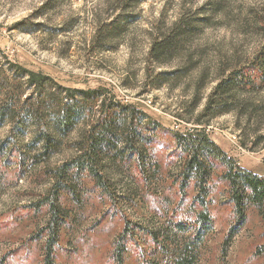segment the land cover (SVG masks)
I'll list each match as a JSON object with an SVG mask.
<instances>
[{
	"label": "rangeland",
	"instance_id": "1",
	"mask_svg": "<svg viewBox=\"0 0 264 264\" xmlns=\"http://www.w3.org/2000/svg\"><path fill=\"white\" fill-rule=\"evenodd\" d=\"M206 1L0 0V104L4 79L16 78L25 94L30 71L64 88H102L107 99L145 113L161 133L152 145L137 142L148 148L145 182L129 172L136 156L127 165L101 158L96 177L105 195L96 179L63 169L95 113L65 136L54 127L51 105L36 118L0 119V264H264V203L245 204L236 215L221 168L214 166L208 183L183 184L179 163L167 159L169 134L193 130L180 118L201 113L218 72L256 59L264 67V33L248 23L264 15V0H226L228 18L211 14ZM120 13L116 30L96 40L99 23ZM203 17L209 21L196 25L182 50L190 55L183 70L170 74L182 65L177 51L162 65L150 60L155 36L180 18ZM194 93L200 102L191 111ZM238 98L247 118L216 116L205 134L236 167L264 178V86ZM42 135L59 146L37 159L34 139ZM205 213L211 229L204 218L194 224ZM181 218L185 230L177 227Z\"/></svg>",
	"mask_w": 264,
	"mask_h": 264
},
{
	"label": "trees",
	"instance_id": "2",
	"mask_svg": "<svg viewBox=\"0 0 264 264\" xmlns=\"http://www.w3.org/2000/svg\"><path fill=\"white\" fill-rule=\"evenodd\" d=\"M140 1L116 0V2H122L125 5L132 2L138 4ZM225 1L208 0L206 5L212 6L211 14L228 18L224 7ZM122 15L123 13H120L109 19L108 22L99 23L96 27L95 39L102 40L104 36L114 32L117 28V19ZM207 21H209V17L197 20L178 19L166 33L158 34L152 40L148 53L150 60L157 65H162L177 51L176 58L179 57L182 65L170 74L175 75L183 70L188 64L190 55L182 50L190 42L196 25ZM239 22L244 24L245 21L240 18ZM248 23L251 27L264 33L263 14L251 16ZM259 54L264 56V44ZM259 61L256 59L249 64L234 66L229 70L218 72L216 84L208 95L201 113L194 119L192 117L180 118L182 122L191 124L195 128L193 127V130L184 134L178 132L169 134L173 142V150L167 155V159L170 161L174 159L175 163H179L178 176L183 179V184L196 179L208 183L214 166L221 168V180L229 188L236 215H242L238 208H242L245 204L262 205L264 203V178L236 167L234 161L208 139L205 128L209 126L211 119L223 114L234 113L247 118V114L243 111L244 101L239 100L238 95L240 92L257 91L264 86V67L259 64ZM27 76L26 85L29 91L25 94H23L20 81H17L16 78L4 79L0 119L11 120L15 114L36 118L44 106L51 105L54 127L60 135L65 136L74 125L87 117L90 118L95 113L97 117L91 119L89 129L75 143L78 155L63 169L86 173L89 177L96 179V186L107 195V189L96 177L99 176L96 164L102 157L109 156L119 164L127 165L131 158L136 156L137 161L132 169H129V172H132V177L145 182V171L141 163L144 158L142 153L148 152V148L146 146L139 147L137 142L142 139L148 146L156 143L161 134L158 124L145 113L136 112L130 103L120 106L112 99H107L102 95V88L93 90L64 88L48 78L46 79L48 82H44V78L37 81L35 73L30 71H27ZM23 96H25L24 99H22ZM199 102L198 95L194 93L190 102L191 111L196 110ZM203 118H207V120H203ZM34 143L41 145L37 159L55 154L59 146L57 140L44 135L35 137ZM126 153L128 158H124ZM153 168H156L155 164L150 167V169ZM51 207L52 205L49 206L50 210ZM177 214L173 212L172 216H178ZM207 214H203L204 216L195 215L194 224H198L200 218H204L203 223L207 222L208 228L211 229L213 219ZM188 226L187 220L179 219L178 228L185 230ZM197 239L196 234L195 240Z\"/></svg>",
	"mask_w": 264,
	"mask_h": 264
}]
</instances>
